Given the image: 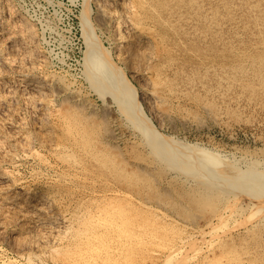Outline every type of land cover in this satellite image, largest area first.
<instances>
[{
  "label": "bare ground",
  "instance_id": "1",
  "mask_svg": "<svg viewBox=\"0 0 264 264\" xmlns=\"http://www.w3.org/2000/svg\"><path fill=\"white\" fill-rule=\"evenodd\" d=\"M81 1L79 25L84 43V56L82 62L80 61L82 69L79 78H71V75L67 77L62 72L53 69V62L50 61L40 46L42 38L39 39L34 25L21 17L13 5L5 2L0 4V205L4 208L3 212L0 211L2 212L0 218L5 212L6 215L11 214V216H7L11 217L8 218L9 222L17 227L20 236L24 234L23 241H20L18 246L16 244V249H14L16 251L12 254L9 252L10 248L8 249L0 244V264H131L134 262L129 263L131 259L128 261L131 252L137 253L142 245L154 243L157 232H160L158 237H167L168 233L165 234L164 231L170 228L173 232L171 236L167 237L168 245L165 247L167 250L161 253L166 262H163V264H184L193 258L198 260L195 262L193 260L192 264H224L225 262L221 263L219 254L216 255L217 251L214 256H210L208 253L202 255L200 246L213 238H220L221 234L226 233V231L229 232L232 224L240 227L257 218H264V160L251 158L243 164L237 158L221 151L220 146L218 148L208 147L195 142L196 140L190 142L169 135V133L165 134L158 129L152 118L147 114L146 110L149 109L157 117V120L172 114L171 110L173 111L175 102L174 95L177 92L175 88L176 81L174 80L177 79L176 75L168 72L167 61L159 60L160 58L157 60L158 53L155 51L162 43V39L159 38L160 33H156V25L158 23L163 25L164 19L163 17V20L161 19L160 13L162 14L165 8L161 9V7H168L166 6L168 0ZM19 4L21 3L19 2ZM91 4H94L96 8L95 19L98 25L110 30L111 38L116 45L121 61L123 59L124 62L133 64L132 76L143 84L140 94L126 76L122 66L114 61L108 48L96 34L94 18H92L94 15L91 16ZM238 10L240 11V9ZM187 13L190 12L187 11ZM212 19L211 21H213ZM252 33L254 32L252 31ZM163 35L161 36L163 37ZM50 50L53 49L50 48ZM59 58L61 57L59 56ZM151 59L152 61L155 60L156 63L149 64L148 60L151 61ZM76 75L78 74L76 73ZM252 78L254 77L252 76ZM259 78L264 79L263 71L260 73ZM91 92L98 95L105 103V107H99L93 99L89 98ZM138 96L142 102L138 99ZM201 107L203 106L201 105ZM214 109L216 110V108ZM226 109H229V107ZM115 110L124 115L130 126L138 132L139 139L137 143L147 147L153 155L154 161L135 162L136 164L130 166L124 159L126 157H123L122 152L117 149L119 142L116 144L117 146L111 144V140L114 139L115 135L114 133L111 135V131H108V115L113 114ZM209 110H211L210 107ZM117 122L119 121L117 120ZM111 130L113 131V129ZM156 163L164 164L166 168L173 170L187 180H198L197 182L201 185V188H204L201 191L203 194H201L205 197V201L191 200L187 205V203L181 202V199H175L174 195L175 198H169L170 196H167L168 190L166 192L165 189L163 190H165L167 198H163L164 195L160 198L162 194L159 193L156 187L157 182H159L157 181L158 173L155 171ZM109 175L113 176L114 185L109 183L107 179ZM129 188L133 191H130ZM172 191L168 192L171 196ZM178 191L180 192V190ZM215 191L218 192L220 197H223L224 204L220 208L214 205L215 208H218L215 211L213 210L214 213L203 221L204 224L193 223L192 217L198 215V212L193 215L194 211L199 210L197 206L206 204V199H209L208 197L212 196ZM151 192L155 195L153 196ZM143 193L146 195L145 197L141 196ZM151 196L153 197L150 198ZM242 196L247 197L246 201H241ZM176 206L178 207L176 208ZM129 212H133V219L130 217L131 213L129 214ZM6 218L4 217L3 220ZM141 218L144 221L146 220V222L143 221L146 223V228L144 227L145 224H135L134 228L129 230V223L136 222ZM9 237L10 235L7 237L5 230L1 228L0 241L7 242V240H10ZM229 238L231 236L228 234L221 237L219 240L222 241L218 245L220 247L225 245L222 252L230 258V256L233 257L231 253L234 247L228 244L227 239ZM213 243L211 242L207 246H211ZM257 244L259 245V243ZM154 259L156 258L154 257ZM155 263L156 261L152 260L150 264ZM189 264L191 263L189 262ZM238 264L240 263L238 262Z\"/></svg>",
  "mask_w": 264,
  "mask_h": 264
},
{
  "label": "rangeland",
  "instance_id": "2",
  "mask_svg": "<svg viewBox=\"0 0 264 264\" xmlns=\"http://www.w3.org/2000/svg\"><path fill=\"white\" fill-rule=\"evenodd\" d=\"M194 1H196V2H194ZM194 1L193 0H189V1L188 0H186V1L185 0H179V1L178 0H168V2H167L168 5H166L168 7H165V6L164 7H161V9H164L165 8V10L162 11V14L160 13L161 19L163 17L164 22H163V25H161L162 23H158L156 25L157 26L156 27V29H157L156 30V33L159 32L160 34L162 33L161 35H163V34L164 35L162 37L158 33L159 34V38L162 39V43L163 44L161 43L160 46H159V48L155 49V51H157V53H158L157 54L158 57H157V55H156V57H157V60L160 58L159 60H162V61L165 60V61H167V63L169 62L168 64L166 63V65L168 66L167 67L168 68V72H170V74L172 73V75H176V77H177V79H174L176 81L175 82V88H176V91L177 92H175L176 94L174 95V97H175L174 98V101L175 102H174V106H173V111L171 110V113H172V114H170V115H172L171 117H170V115H166V117L163 116V118H160V119L158 118V120H157V117H155V115L152 112H150L149 109H147L146 112L152 118L154 124L158 127V129L161 132H164L165 134H168L169 133V135L171 134L174 137H177V138L180 137V139L187 140V141H190V142H194L196 140L195 142L201 143V144L206 145L208 147H216V148H218L220 146L219 149L221 151L227 153L229 156L231 155L232 157L237 158L238 161L239 162H242L243 164L245 163V161H249V159L251 160V158L252 159H256L257 158V159H260V160H262V159L264 160V93H263V91H264V81L263 80L264 79L259 78L260 77V73L262 71L264 72V26H263L264 25V19H263L264 18V0H247V1L246 0H212V1L211 0H208V1L207 0H194ZM227 1H229V2H227ZM4 2L13 5L14 6V9L17 11V13L21 17H23L24 19H26L27 21H29L30 23H32L34 25V27L36 28V33L39 36V39L42 38L40 40V46L42 47V50L47 54V56L50 59V61L53 62L52 63V68L53 69L57 70L58 72L60 71V73L62 72V74H65L67 77H70V75H71V78H79V77H81V69H82L81 62H82V59H83V56H84V51H83L84 50V43H83V40L81 38V31H80V25H79V14H80V11H81V8H82V5H81L82 4V1L81 0H11V1L10 0H5V1L4 0H0V4L1 3H4ZM19 2L21 4H19ZM191 2H192V4H191ZM225 2H227V3H225ZM241 3H243L244 5H242ZM261 4H262V6H261ZM202 5L205 6V7H203ZM209 5H211V6H209ZM18 6H20V7H18ZM171 6L172 7L173 6H176V7H173L172 8ZM225 6L228 7V8H226ZM229 6H230V8H229ZM249 6H251V7H249ZM90 7H92V8H90V9H92L91 10V16L94 15V17L92 16V18H94L93 19V22L95 24L94 26H95V29H96L95 30L96 31V34H98V36L100 37V39L102 40V42L104 43V45L108 48V50L110 52V55L114 58V61L115 62L117 61L116 63H118V65L122 66L123 70L125 71L126 76L129 78V80L131 81V83L135 86V88L137 89L138 93L140 94V92L142 90V87H143L142 86L143 84H142V82H139V80L137 81V79H135L132 76V65L133 64L132 63L129 64V62H124L123 59H122L123 62L121 61V59H120V57L118 55L117 49H116V45L113 43V40L111 38V35H110L111 32H110V30L104 28L101 25H98V23H97V21L95 19V16H96V14H95L96 13V8H95L94 4H91ZM238 9H240V11ZM219 10L220 11H223L224 13L223 12H220ZM177 11H179V12H177ZM187 11L192 14L191 17H190L191 14L190 13H187ZM182 12H184V13L182 14ZM218 13H219V15H218ZM168 14H170V15H168ZM232 14H234V15H232ZM242 15H244V16H242ZM30 16H31V18H30ZM206 16H208V17H206ZM235 16H237V17H235ZM239 16H240V18H239ZM186 17L188 18V20H187ZM248 17H250V18H248ZM229 18H230V20H229ZM170 19H172V20H170ZM211 19L213 21H211ZM168 20H169V22H168ZM235 20H236V22H235ZM172 21H173V23H172ZM219 22H220L221 25L219 24ZM225 22H226V24H225ZM246 23H248V24H246ZM96 25H97V27H96ZM213 25H214L215 28L213 27ZM48 26H50V27H48ZM189 26H191V27H189ZM210 26H211V28H210ZM184 28H185V30H184ZM229 28H230V30H229ZM202 29H204V30L202 31ZM260 30H261V32H260ZM39 31H41V32H39ZM204 31H206V32H204ZM252 31L254 33H252ZM175 32H178V33H175ZM235 32H238V33H235ZM256 32L258 33V35H256L257 34ZM165 33H166V35H165ZM171 34L172 35L174 34V35L172 36ZM179 34H180V37H179ZM201 36H202V38H201ZM54 37H55L56 40L54 39ZM243 38H244V40H243ZM254 38H257V39H254ZM186 39H188V40H186ZM47 40L49 41V43H48ZM232 40H234V41H232ZM245 40H246V42H245ZM241 41H242V43H241ZM213 43H215V44H213ZM51 44H52V46H51ZM214 45H215V47H214ZM245 45H247V46H245ZM168 47H170V48H168ZM50 48L53 49L54 51L53 50H50ZM193 50H195V51H193ZM59 51H61V52H59ZM169 51H171V52H169ZM57 53H59V54H57ZM160 54H162V55L160 56ZM190 54H192V55H190ZM171 55H172V58H171ZM59 56L62 59L59 58ZM165 56H166V58H165ZM203 56H204V58H203ZM211 60H213V61H211ZM245 60H246V62H244ZM154 61H152V59H151V61L148 60V63L153 65V63L154 64L156 63V61L155 62ZM181 61H183V62H181ZM255 61H256V63H255ZM261 62H263V63H261ZM170 63H171V65H170ZM205 63L207 64V66H206ZM201 64H203V66H201ZM71 65H72V67H71ZM213 65L215 66V68H214ZM226 65H228V66H226ZM73 66H75V67H73ZM198 68H200V69H198ZM233 68H234V70H233ZM205 69H207V70H205ZM190 70H191V72H190ZM230 70L232 71V73H231ZM236 70H238V71H236ZM193 72H195V73H193ZM76 73L78 75H76ZM206 76H209V77H206ZM220 76H222V77H220ZM243 76H245V77H243ZM249 76L251 77V79H250ZM252 76L254 78H252ZM199 78H200V80H199ZM192 79H193V81H192ZM214 79H215V81H214ZM247 80H248L249 83L247 82ZM207 81H208V83H207ZM240 81H241V83H240ZM221 83H224V84H221ZM233 83H235V84H233ZM213 84H214V86H213ZM194 85H195V87H194ZM261 86H263V87H261ZM242 88H244L245 90L242 89ZM182 89H183V91H182ZM237 90H238V92H237ZM198 93H199V95H198ZM224 94H225V96H224ZM246 96H247V98H246ZM89 98L90 99H93V101L95 103H97L99 105V107H103L105 105V103L98 97L97 94H95V92H91L90 95H89ZM178 98H179V100H178ZM191 98H192V100H191ZM138 99L142 102V100H141L140 97ZM202 99H203V101H202ZM252 99H254V100H252ZM177 101H179V102H177ZM206 101H210V102H206ZM211 101H212V103L213 102H215V103L212 104ZM219 101H220V104H219ZM189 102H191V103H189ZM183 103H184V106H183ZM208 103H209V105L211 103V105L210 106L207 105ZM201 105L203 107H201ZM208 106L210 107L211 110H209V107ZM190 107H192V108H190ZM212 107L216 108V110L214 108H212ZM228 107H229V109H226ZM196 108H197V110H196ZM187 109H188V111H187ZM190 109H191V111H190ZM182 110H184L185 112L182 111ZM192 110H193V113H192ZM214 110H215V112H214ZM234 110H235V113L236 114L233 112ZM209 111H210V114H209ZM173 112L175 114H177L178 116L176 115L177 116L176 117ZM218 114H220L219 115V119H218ZM184 115H186V116H184ZM153 116H154V118H153ZM215 116H217V117H215ZM198 117H200L201 119L199 118L197 120ZM124 118H125L124 115H122L120 112H118V110H115V112H113V114H109L108 115V124L107 125H109V126L112 125L111 127L107 126V128L109 129L108 131L109 132L111 131L110 132L111 135H113V133L115 135L114 136V139L111 140V144H114L115 146L118 145L117 146L118 147L117 149L120 152H122V156L123 157H126L124 159L126 160V162L130 166L136 164L137 162L143 163V162H148V160L154 161V157L148 151L147 147L145 145H142L140 143H137L138 142V139H139L138 132L132 126H130V124L127 121V119L126 118L124 119ZM242 119H243V121H242ZM117 120L119 122H117ZM111 129H113V131ZM122 134H123L124 138H123ZM128 137H129V139H128ZM225 147H227V148H225ZM231 151H232V153H230ZM245 155H246V157L247 156L248 157L246 158ZM239 156H240V158H239ZM156 165L157 166H156L155 171L158 173L157 174V176H158L157 177V181H159V182H157V184H156L157 186L156 187H157L159 193L161 192L160 194H162L160 198H162L163 195H164L163 198H167L166 195H165L166 194L165 193V190H166V192H167V190H168V192H171L172 189H173L172 196H171L170 193L168 194V192H167V196L168 197L170 196L169 198H175L176 197L175 199H177V200H180L181 199L180 201L183 202V203H185V204L187 203V205L189 204V202L191 200H197V199H199V200H202L203 201L205 199V197H203V195H202L203 192H201V191L204 190V188H201V185H199V183L197 182L198 180L197 181H196V179H192V180L191 179H188L187 180V179H185V177H182V176L178 175L173 170H171L169 168H166L164 164L162 165L160 163L159 164L156 163ZM107 179H108V181H109L110 184H112V185L115 184L114 183L113 176L111 177L109 175L107 177ZM197 183H198V185H197ZM165 185H166L167 188L165 187ZM163 189H165V190H163ZM129 190L130 191H133V189H130V188H129ZM178 190H180V192ZM174 191H175V193H174ZM156 192H157V190H156ZM177 193H179V194H177ZM180 193H181V195H180ZM197 193H198V195H197ZM143 194H141V196L142 197H145L146 195L145 194L143 195ZM152 194H153V196L155 195L154 193H152ZM175 194H177V195H175ZM156 195H158V194H156ZM125 196H127V195H125ZM153 196H151L150 198H152ZM242 197H241V201H246L247 197H245V196H242ZM208 198L209 199H206V202H207L206 204H200L199 207L197 206V208H199V210L197 209V211H194L195 213L193 212V215H196V213L198 212L197 213L198 215H196V217L201 214L197 218L195 216L192 217V222L193 223L198 224V225L204 224L203 221H205V219L208 216H210L211 214H213L214 211L218 207L220 208L224 204L223 203V200H222L223 197H220L217 191H215V193H213L212 196H209ZM218 199H219V202H218ZM193 202H195V201H193ZM214 205H217L218 207L215 208ZM177 207L178 206H176V208ZM1 208H2V206L0 207V209ZM202 209H204V210H202ZM205 210H206V212H205ZM0 211L3 212L4 211V208H2V210H0ZM2 212H0V214ZM130 213H131V216L130 217L133 219L134 218V216H132L133 215V212H129V214ZM3 216L6 218L7 216H11V214L10 215L9 214L6 215V212H5L1 216L2 219L0 218V220L4 221V222H2V221L0 222V224H1L0 225V229L2 228L3 230H5L7 237L10 235V237L8 238L10 240L9 241L7 240V242L5 241L7 244L5 242H1L0 241V244H3L8 249L10 248L11 250L9 249V252L12 254V253H14L16 251V250L14 251V249H16V244L18 246V243L20 241L21 242L23 241L22 240V237L24 236V234H21L23 236H20V233H18L17 227L14 224H12V223L9 222L8 218L10 219L11 217H7L5 220H3L4 219ZM194 218H196L197 220L194 219ZM200 219H202V220H200ZM6 220H8V221H6ZM263 220H264V218L262 219V217H260V218H257L255 220H253V221H250L249 222L250 224L247 223V224H245L243 226H240V227L232 224L231 225L232 228L230 229L229 232L226 231V233L221 234V237H224L227 234L229 236H231V238H229L227 240L229 241L228 244H231L234 247V250L231 253L233 257L230 256V258H229L228 256H226V255L223 254L222 251H224V250H222V249H225L224 248L225 245H224V247L221 246L223 248H221L220 245H218L222 241V240H219L221 237L220 238H215V239L213 238L211 241L204 242L200 246V248H202L201 249L202 255H207V253H208V254H210V256H214V253H216V251H217V254L216 255L219 254V257L221 259V263H224L225 262L224 264H227V262H228V264H238V262L240 264H242V263H244V264H247V263L248 264H264L263 263L264 262V256H263L264 255V243H263L264 242L263 241L264 240V221ZM143 221L144 220L141 218V219H139L136 222H131V223H129V225L127 224L129 230H132L134 228L135 224H145L144 227L146 228V223H144V222H146V220L144 222ZM2 224H3V227H2ZM233 228H235V229H233ZM257 228H258V230H256ZM254 231H255V233H254ZM164 232H165V234H167V233L169 234V235L167 234V237H168V236H171L173 230H172V228H170V229L165 230ZM247 232L250 233V234H248ZM256 232H258V233H256ZM231 233H233V234H231ZM252 233H254V234L252 235ZM259 235H261L263 237L262 240H261L262 237L259 236ZM158 236H160V232L159 233L157 232L156 241H154V243H147L149 246L146 245V244L142 245L140 247L141 249L139 248V250H137V253L131 252L130 253V258L128 259V261L131 259L129 263H131V262L134 261V262H137L135 264H150L152 262V260H153V261H156L155 264H163V262H165V258H164V256L161 253H164L167 250L165 247L168 245V241H167V237L163 236L162 238H160ZM17 237L19 238V240H18ZM247 238H249V239H247ZM233 239H234V241H233ZM236 239H238V240H236ZM17 240H18V242H17ZM232 241H233V243H231ZM211 242L212 243L214 242V243L211 246H207ZM257 243H259V245ZM228 244L226 242V246ZM235 244H237V245H235ZM255 244L257 245V247H256ZM153 246L155 248H157V249H155ZM205 247L206 248L208 247V248L206 249ZM247 250H248V252H247ZM254 250H256L258 253L255 252ZM146 251H147V253H145ZM150 251H151V255H153V256L150 255ZM157 251H159V252H157ZM162 251H164V252H162ZM211 252H212V254H211ZM220 253H221V255H220ZM154 257L157 260L154 259ZM162 257H163V259H162ZM251 257H252V259H251ZM258 258H260V259H258ZM189 260H191V261H189ZM189 260H188L187 263H184V264H189V262L192 264L193 262L197 261L198 259L197 258H193V259H189ZM134 262L131 263V264H134ZM257 262H259V263H257Z\"/></svg>",
  "mask_w": 264,
  "mask_h": 264
}]
</instances>
